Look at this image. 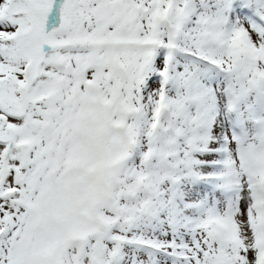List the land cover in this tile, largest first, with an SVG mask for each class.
I'll return each instance as SVG.
<instances>
[{
	"label": "snow or ice",
	"instance_id": "snow-or-ice-1",
	"mask_svg": "<svg viewBox=\"0 0 264 264\" xmlns=\"http://www.w3.org/2000/svg\"><path fill=\"white\" fill-rule=\"evenodd\" d=\"M0 264H264V0H0Z\"/></svg>",
	"mask_w": 264,
	"mask_h": 264
},
{
	"label": "bare ground",
	"instance_id": "bare-ground-1",
	"mask_svg": "<svg viewBox=\"0 0 264 264\" xmlns=\"http://www.w3.org/2000/svg\"><path fill=\"white\" fill-rule=\"evenodd\" d=\"M207 187H209V188H210V187H211V185H207Z\"/></svg>",
	"mask_w": 264,
	"mask_h": 264
}]
</instances>
